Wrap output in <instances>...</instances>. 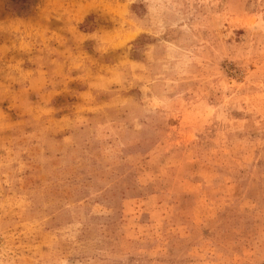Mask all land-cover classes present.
Returning a JSON list of instances; mask_svg holds the SVG:
<instances>
[{"label": "rangeland", "instance_id": "rangeland-1", "mask_svg": "<svg viewBox=\"0 0 264 264\" xmlns=\"http://www.w3.org/2000/svg\"><path fill=\"white\" fill-rule=\"evenodd\" d=\"M0 264H264V0H0Z\"/></svg>", "mask_w": 264, "mask_h": 264}, {"label": "trees", "instance_id": "trees-1", "mask_svg": "<svg viewBox=\"0 0 264 264\" xmlns=\"http://www.w3.org/2000/svg\"><path fill=\"white\" fill-rule=\"evenodd\" d=\"M38 0H3L5 10L15 15L26 16L34 9Z\"/></svg>", "mask_w": 264, "mask_h": 264}]
</instances>
